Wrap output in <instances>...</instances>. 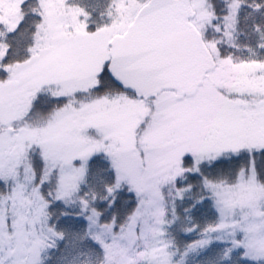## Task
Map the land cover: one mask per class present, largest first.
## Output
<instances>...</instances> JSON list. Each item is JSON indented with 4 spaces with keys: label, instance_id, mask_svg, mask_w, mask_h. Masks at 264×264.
Here are the masks:
<instances>
[{
    "label": "snow or ice",
    "instance_id": "obj_1",
    "mask_svg": "<svg viewBox=\"0 0 264 264\" xmlns=\"http://www.w3.org/2000/svg\"><path fill=\"white\" fill-rule=\"evenodd\" d=\"M0 264H264V0H0Z\"/></svg>",
    "mask_w": 264,
    "mask_h": 264
}]
</instances>
